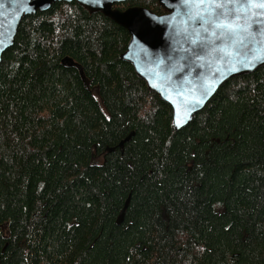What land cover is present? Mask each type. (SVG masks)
Instances as JSON below:
<instances>
[{
    "label": "trees",
    "instance_id": "16d2710c",
    "mask_svg": "<svg viewBox=\"0 0 264 264\" xmlns=\"http://www.w3.org/2000/svg\"><path fill=\"white\" fill-rule=\"evenodd\" d=\"M129 40L76 1L20 20L0 60V264H264V64L175 130Z\"/></svg>",
    "mask_w": 264,
    "mask_h": 264
},
{
    "label": "water",
    "instance_id": "95a60500",
    "mask_svg": "<svg viewBox=\"0 0 264 264\" xmlns=\"http://www.w3.org/2000/svg\"><path fill=\"white\" fill-rule=\"evenodd\" d=\"M56 1H76L128 30L130 40L120 58L133 66L151 91L170 104L175 130L187 125L223 82L264 64V7H259L264 0H234L230 7L240 9L239 24L243 27L238 29V36L214 43L207 39L211 28L209 33L200 31L197 15L204 14L207 0H157L165 10L161 14L141 6L113 7L126 0H0V60L13 44L22 17L45 11ZM62 63L77 67L82 75L80 65L71 58H63ZM132 134L118 146L121 148ZM127 204L128 199L116 218L118 223Z\"/></svg>",
    "mask_w": 264,
    "mask_h": 264
},
{
    "label": "snow or ice",
    "instance_id": "6c2138e0",
    "mask_svg": "<svg viewBox=\"0 0 264 264\" xmlns=\"http://www.w3.org/2000/svg\"><path fill=\"white\" fill-rule=\"evenodd\" d=\"M205 0H201L204 3ZM234 0H207V6L204 14L198 13L201 22L200 31L209 33L207 39L214 43L215 40L227 42L229 39L238 36V29L243 26L239 24L240 9L230 7ZM264 7V4L259 5ZM196 36L200 38V32H196ZM196 43V40H193ZM179 123V122H178Z\"/></svg>",
    "mask_w": 264,
    "mask_h": 264
}]
</instances>
